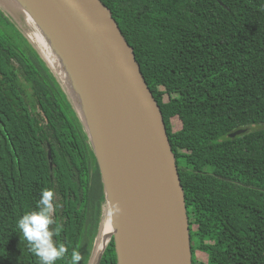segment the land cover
<instances>
[{
	"label": "trees",
	"instance_id": "16d2710c",
	"mask_svg": "<svg viewBox=\"0 0 264 264\" xmlns=\"http://www.w3.org/2000/svg\"><path fill=\"white\" fill-rule=\"evenodd\" d=\"M101 1L162 111L192 264H264V0ZM44 189L68 249L55 264L74 251L87 264L105 202L96 159L52 71L0 10V264H40L17 221ZM100 264H117L113 240Z\"/></svg>",
	"mask_w": 264,
	"mask_h": 264
},
{
	"label": "water",
	"instance_id": "95a60500",
	"mask_svg": "<svg viewBox=\"0 0 264 264\" xmlns=\"http://www.w3.org/2000/svg\"><path fill=\"white\" fill-rule=\"evenodd\" d=\"M0 9L52 71L96 159L105 202L87 264H100L111 240L117 264H192L185 193L162 111L109 8L101 0H0ZM25 15L61 60L58 68L29 38ZM106 211L112 229L95 252Z\"/></svg>",
	"mask_w": 264,
	"mask_h": 264
},
{
	"label": "clouds",
	"instance_id": "9594fccd",
	"mask_svg": "<svg viewBox=\"0 0 264 264\" xmlns=\"http://www.w3.org/2000/svg\"><path fill=\"white\" fill-rule=\"evenodd\" d=\"M53 192L44 189L35 210L23 214L17 221V228L23 233L28 242L29 250L38 258L40 264H55L68 252V249L53 240L55 233L50 225L55 223L53 212ZM81 257L78 252H73L71 264H78Z\"/></svg>",
	"mask_w": 264,
	"mask_h": 264
},
{
	"label": "bare ground",
	"instance_id": "6f19581e",
	"mask_svg": "<svg viewBox=\"0 0 264 264\" xmlns=\"http://www.w3.org/2000/svg\"><path fill=\"white\" fill-rule=\"evenodd\" d=\"M25 16L27 22L26 24L28 26L27 34L29 38L34 42V44H36L40 52L48 58L50 65L58 68V66L61 65V60L58 58V56H56L54 52H52V49L50 48L46 38L44 37L40 29L35 25L34 21L29 16ZM60 72L62 74V77L66 80V82H68L65 73L62 70ZM111 227L110 217L106 211L103 217L101 231L96 242L95 252H98L107 241L108 234L112 229Z\"/></svg>",
	"mask_w": 264,
	"mask_h": 264
},
{
	"label": "rangeland",
	"instance_id": "374dc122",
	"mask_svg": "<svg viewBox=\"0 0 264 264\" xmlns=\"http://www.w3.org/2000/svg\"><path fill=\"white\" fill-rule=\"evenodd\" d=\"M1 10V9H0ZM3 10V9H2ZM1 10V11H2ZM7 10V9H6ZM3 11H5V10H3ZM6 13H9V10L8 11H5ZM5 14V13H4ZM6 16V15H5ZM7 17V19L11 22V23H13L12 22V20L8 17V16H6ZM14 24V23H13ZM14 26L17 28V26L14 24ZM18 29V28H17ZM19 30V29H18ZM20 31V30H19ZM197 257L200 259V260H205V255H203L202 253H198L197 254Z\"/></svg>",
	"mask_w": 264,
	"mask_h": 264
}]
</instances>
